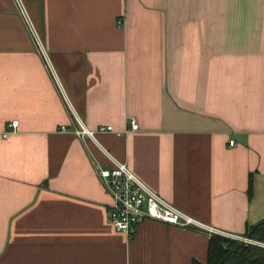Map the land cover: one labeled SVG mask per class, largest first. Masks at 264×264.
Segmentation results:
<instances>
[{"label": "crops", "instance_id": "0c3cea01", "mask_svg": "<svg viewBox=\"0 0 264 264\" xmlns=\"http://www.w3.org/2000/svg\"><path fill=\"white\" fill-rule=\"evenodd\" d=\"M114 161L203 226L118 230ZM263 219L264 0H0V264L206 263Z\"/></svg>", "mask_w": 264, "mask_h": 264}, {"label": "built area", "instance_id": "2783aa9c", "mask_svg": "<svg viewBox=\"0 0 264 264\" xmlns=\"http://www.w3.org/2000/svg\"><path fill=\"white\" fill-rule=\"evenodd\" d=\"M22 11L28 29L39 43V38L33 28L32 22L28 19L24 9ZM17 125L18 121L12 123L14 128ZM139 127V123L135 119H132L131 128L126 132L136 131ZM61 130L66 131L67 127L63 125ZM103 132H115V129L113 125H102L94 130L88 128L81 121H78V126L74 128V133L80 138L87 136L95 138L98 133ZM234 143L235 140H231V144ZM100 176L110 190L113 198L108 210L109 219L118 230L124 232L130 238L137 233L141 223L150 219L183 227L203 226L200 221L184 213L151 189L125 162L114 161L111 167L100 171ZM251 241L249 238L248 242Z\"/></svg>", "mask_w": 264, "mask_h": 264}, {"label": "trees", "instance_id": "16d2710c", "mask_svg": "<svg viewBox=\"0 0 264 264\" xmlns=\"http://www.w3.org/2000/svg\"><path fill=\"white\" fill-rule=\"evenodd\" d=\"M253 194V178L249 195ZM247 236L264 242V219L248 227ZM233 238V237H232ZM213 234L209 241V255L206 263L195 259L193 264H264V247Z\"/></svg>", "mask_w": 264, "mask_h": 264}, {"label": "rangeland", "instance_id": "374dc122", "mask_svg": "<svg viewBox=\"0 0 264 264\" xmlns=\"http://www.w3.org/2000/svg\"><path fill=\"white\" fill-rule=\"evenodd\" d=\"M249 238L252 240L251 242H248ZM232 239H235L237 241L243 242L245 244H252V245H258V246L264 247V242L263 241L256 240V239L251 238L250 236H247V235H244V236H241V237H238V238H232Z\"/></svg>", "mask_w": 264, "mask_h": 264}]
</instances>
